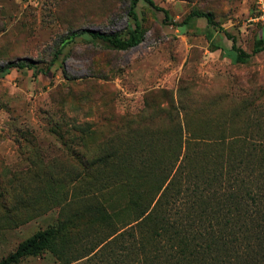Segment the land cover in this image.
<instances>
[{"label":"rangeland","instance_id":"obj_1","mask_svg":"<svg viewBox=\"0 0 264 264\" xmlns=\"http://www.w3.org/2000/svg\"><path fill=\"white\" fill-rule=\"evenodd\" d=\"M153 1L161 9L137 6L141 42L116 48L74 32L127 37L130 0H0V65L29 60L0 73V259L72 219L70 264H107L106 254L85 259L141 220L185 151L199 175L211 164L264 162V50L237 63L232 39L213 29L208 37L206 17L176 25L209 11L251 52L264 37L257 0ZM144 195L147 205H134ZM14 264L65 259L45 249Z\"/></svg>","mask_w":264,"mask_h":264},{"label":"trees","instance_id":"obj_2","mask_svg":"<svg viewBox=\"0 0 264 264\" xmlns=\"http://www.w3.org/2000/svg\"><path fill=\"white\" fill-rule=\"evenodd\" d=\"M139 1L130 0V28L125 38L90 28L74 33H89L92 39H105L116 48L136 46L144 32L137 11ZM144 1L161 9L153 0ZM164 12L167 18L168 10ZM194 16L206 17L208 29L205 31L209 38L212 35L209 29H213L232 39L233 58L237 63H245L264 50L263 36L256 39L251 52L237 46L235 36L219 25L209 11L194 9L176 25L186 28ZM28 62V59L9 60L0 65V73L29 67ZM39 71L48 74L50 67ZM187 156L185 151L173 173L158 187V196L150 208L142 211L141 220L124 226L105 247L91 249L86 262L106 254L107 264H264V162L236 159L227 164L208 165L199 175L188 170ZM146 196L134 198V205L145 207ZM105 219L104 214L96 218L97 221ZM152 222L156 223L155 227L144 229ZM74 227V220L65 219L57 226L39 230L1 258L0 264H14L45 249L70 264L73 260L67 257L66 251Z\"/></svg>","mask_w":264,"mask_h":264},{"label":"built area","instance_id":"obj_3","mask_svg":"<svg viewBox=\"0 0 264 264\" xmlns=\"http://www.w3.org/2000/svg\"><path fill=\"white\" fill-rule=\"evenodd\" d=\"M259 9L261 10V17H264V0H257Z\"/></svg>","mask_w":264,"mask_h":264}]
</instances>
